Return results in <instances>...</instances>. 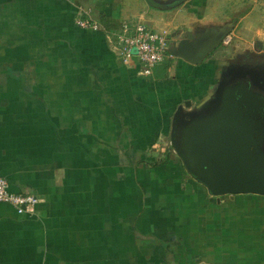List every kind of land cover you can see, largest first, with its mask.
<instances>
[{"label": "crops", "instance_id": "0c3cea01", "mask_svg": "<svg viewBox=\"0 0 264 264\" xmlns=\"http://www.w3.org/2000/svg\"><path fill=\"white\" fill-rule=\"evenodd\" d=\"M219 16L213 0H0V176L38 198L0 202V264H264V195L213 196L166 146L178 107L209 98ZM125 21L193 35L191 59L139 75L108 36Z\"/></svg>", "mask_w": 264, "mask_h": 264}, {"label": "water", "instance_id": "95a60500", "mask_svg": "<svg viewBox=\"0 0 264 264\" xmlns=\"http://www.w3.org/2000/svg\"><path fill=\"white\" fill-rule=\"evenodd\" d=\"M193 35L170 44V51L191 59ZM211 48L216 45L212 41ZM262 42L257 40V46ZM223 70L214 93L194 111L176 110L171 146L186 171L220 198L264 195V86L254 90L247 79L230 83ZM252 68L240 67L245 76ZM228 82V83H227ZM191 106V101H186Z\"/></svg>", "mask_w": 264, "mask_h": 264}, {"label": "rangeland", "instance_id": "374dc122", "mask_svg": "<svg viewBox=\"0 0 264 264\" xmlns=\"http://www.w3.org/2000/svg\"><path fill=\"white\" fill-rule=\"evenodd\" d=\"M213 4L221 8V16L217 18V23L210 27L207 35L211 36V44L212 41L216 42L215 48L206 58L214 63L215 68L214 74L213 71L211 73L213 84L208 88L209 97L215 92L221 80L220 74L226 68H257L264 76V17H257V8H254L255 4L258 8L263 7L264 2L260 5L257 0H213ZM257 40L263 43L262 48L256 47ZM182 105L184 111L197 109L196 106L188 107L183 103ZM166 146L172 154H176L171 142H167Z\"/></svg>", "mask_w": 264, "mask_h": 264}, {"label": "built area", "instance_id": "2783aa9c", "mask_svg": "<svg viewBox=\"0 0 264 264\" xmlns=\"http://www.w3.org/2000/svg\"><path fill=\"white\" fill-rule=\"evenodd\" d=\"M77 23L87 28H99L98 23L91 20L89 16H79ZM108 34L116 45L123 62H136L138 74L141 76L153 75L155 68L174 57L170 51L171 40L167 31L153 29L141 22L132 24L125 21L119 33ZM0 202L12 204L19 213H23L33 211L38 198L32 194L11 192L8 180L0 176Z\"/></svg>", "mask_w": 264, "mask_h": 264}, {"label": "flooded vegetation", "instance_id": "af4514ba", "mask_svg": "<svg viewBox=\"0 0 264 264\" xmlns=\"http://www.w3.org/2000/svg\"><path fill=\"white\" fill-rule=\"evenodd\" d=\"M256 47H257V42H256ZM255 62H257V60H255ZM223 63H225V65H228V63H226V62H223ZM239 68L240 67H236L234 70L229 72L228 75L230 76V83L236 82L238 80L241 81V79L243 80L245 78L251 83L252 87L256 91L258 90L260 85L264 86V76L259 73V70H257V68H252L251 71L249 73H247L245 76H243L241 74L242 71H240ZM226 70H227V68H226ZM220 76H221V74H220Z\"/></svg>", "mask_w": 264, "mask_h": 264}]
</instances>
